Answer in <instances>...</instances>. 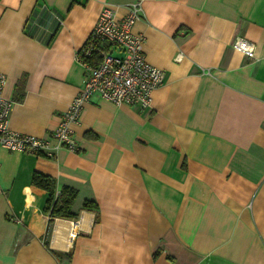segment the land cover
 I'll use <instances>...</instances> for the list:
<instances>
[{"label": "crops", "instance_id": "0c3cea01", "mask_svg": "<svg viewBox=\"0 0 264 264\" xmlns=\"http://www.w3.org/2000/svg\"><path fill=\"white\" fill-rule=\"evenodd\" d=\"M136 1L131 30L162 84L144 109L93 94L75 151L0 149V264H264V0H0L8 127L48 137L82 87L77 52L100 10ZM34 172L55 196L77 190L76 219L49 222Z\"/></svg>", "mask_w": 264, "mask_h": 264}, {"label": "built area", "instance_id": "2783aa9c", "mask_svg": "<svg viewBox=\"0 0 264 264\" xmlns=\"http://www.w3.org/2000/svg\"><path fill=\"white\" fill-rule=\"evenodd\" d=\"M141 16L139 1L130 4L128 12L121 17L108 6L100 10L77 52V59L86 71L82 87L48 137L20 133L8 127L13 100L3 95L6 76L0 72V149L52 158L55 155L52 142L55 141L57 145L75 151L72 125L79 121L84 104L93 94L115 105L150 107L152 91L163 82V71L145 61V38L131 30ZM232 46L246 56L254 57L251 41L237 37Z\"/></svg>", "mask_w": 264, "mask_h": 264}, {"label": "trees", "instance_id": "16d2710c", "mask_svg": "<svg viewBox=\"0 0 264 264\" xmlns=\"http://www.w3.org/2000/svg\"><path fill=\"white\" fill-rule=\"evenodd\" d=\"M31 183L48 193L44 210L48 214L49 222L55 217L70 220H74L78 217L77 212L72 209L77 197V190L75 188L64 185L59 190L58 195L55 196V178L41 172H34L32 174ZM82 206L92 210L97 208V204L93 200H84Z\"/></svg>", "mask_w": 264, "mask_h": 264}]
</instances>
